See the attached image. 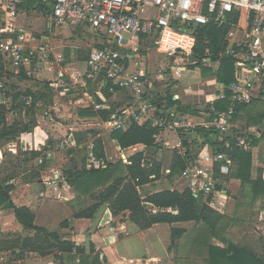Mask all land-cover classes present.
Masks as SVG:
<instances>
[{
	"label": "built area",
	"instance_id": "2783aa9c",
	"mask_svg": "<svg viewBox=\"0 0 264 264\" xmlns=\"http://www.w3.org/2000/svg\"><path fill=\"white\" fill-rule=\"evenodd\" d=\"M23 1L30 0H0V58L4 71L0 70V107L8 111L12 110L13 101L3 81L5 71L17 74L23 69L26 76L31 78L42 68L45 73H56L55 81L62 82L69 78L75 83L74 74L66 66H60L63 56L50 53L49 40L22 28L14 30L12 22ZM37 2L47 10L45 22L48 28L87 27L101 38L98 47L88 54L85 77L105 86L109 93L125 91L129 98L125 109L111 115L99 127L108 136L114 131L125 130L131 123L142 125L150 122L160 132L192 128L191 123L182 125L173 115L164 117L155 113L156 110L151 104V81L148 72L142 67L135 47L139 43L154 39L157 52L169 57L179 53L187 58L192 55L195 41L193 27L208 24L220 26L227 22L230 15H237L225 36V54L234 59L235 80L227 88L217 84L216 91L206 96L205 104L209 106V112L196 124L204 131L217 135V146L207 145L209 147L200 150L180 174V179L186 185L185 189L193 198L201 201L210 210L223 214L231 198L228 195V182L224 181L230 176L234 166L230 151L233 147L252 150L249 141L244 137H236L233 141L227 139L231 136V120L238 106L249 105L253 100L264 96V0ZM146 9H151V14L141 16ZM176 37L190 39V42H179ZM205 64H209L208 59ZM173 69L177 77L185 70L180 65ZM217 101H228V108L216 111L213 104ZM23 105L27 109H36L41 108L42 103L34 102L31 97H24ZM74 146L73 136L67 135L63 149ZM174 147H182V141H178ZM117 148L119 156H123L126 161V149ZM216 148L220 150L217 151ZM20 149L25 151L24 146ZM95 151L94 142H90L86 146V168L106 169L109 161L97 157ZM43 182L55 191L65 184L59 169ZM53 197L56 198L55 195Z\"/></svg>",
	"mask_w": 264,
	"mask_h": 264
},
{
	"label": "crops",
	"instance_id": "0c3cea01",
	"mask_svg": "<svg viewBox=\"0 0 264 264\" xmlns=\"http://www.w3.org/2000/svg\"><path fill=\"white\" fill-rule=\"evenodd\" d=\"M37 4L38 2H35L31 7L39 9L36 8ZM20 11L21 7H19L18 13ZM40 37L49 40L46 36ZM177 59L188 60L182 57H178ZM85 62L86 59L82 58L76 63H67L64 65L69 69L70 73L74 74V87L77 86L81 88V92L83 93V98L81 100H73V104L78 105L81 103V105H84L80 106V110L76 114H73L72 122H67L65 120L64 123L59 121L53 122L50 115H41L37 112L39 108H32L35 111L36 122V127L33 128L32 132L20 134L13 139L0 143V182L3 187L7 185L11 186L8 192L10 201L16 207L28 208L34 216L35 227L44 229L48 233H57L63 241L71 242L74 245V249L71 253L65 254L54 249L49 254L42 255L32 248L38 247L34 245V242L33 245L29 244L26 246L25 241L35 238L36 233L34 231L25 230L15 219L13 210L1 206L0 264H183L176 263V261L172 259L173 252L170 249V229L173 225L157 224L145 231H141L135 224L127 220L126 213L113 217L107 204L101 205L91 219L74 218L75 214L93 205V197L98 196L104 188L97 187L93 191V196H79L73 187L69 185L64 173L68 171L72 165H74L73 167L77 170L83 167L86 170H94L86 168V146L90 142H94L96 147L95 152L102 150L103 157L106 158L101 140L103 136L102 131L104 132V130L99 129V127L102 123L108 121L111 115L125 109L129 103V98L125 91L109 93L105 86L87 80L85 77L86 71H79L75 68V66L80 63H83L85 67ZM142 65L146 70L143 63ZM183 67L185 68V66ZM0 70L4 72L1 58ZM182 73H184L182 77L185 78L189 71L185 68ZM48 74L52 76L53 73H46V75ZM25 76V70L23 69H20L17 74H11L9 71H5L4 75L5 79L17 80L18 85H21L20 83L24 80ZM51 79H47L48 82L52 81ZM53 81L57 85L58 94L64 96L68 89L62 87L63 81L62 83L55 80ZM176 87L177 86H174V89H176ZM87 88L88 91H86ZM25 93L26 97H31L32 99V95H36L34 92L31 93L26 91ZM107 93L110 94L109 97H106ZM189 98L190 94H185V98L180 102L182 109H186V107L189 106L188 103L191 101ZM11 99L12 101L13 99L15 100L14 97H11ZM33 101L41 103V101L34 99ZM14 104L15 101H13V106ZM204 105V108H206L205 102ZM95 106H100V108L96 109ZM26 109L27 108H25L24 114L29 113ZM58 110L57 106L55 109H52L54 112H58ZM85 110H90L94 116H81L80 112ZM14 112L15 108H12L6 115H12ZM65 113H58V118L60 117V119H62L63 115H66ZM102 113H106L107 119L104 120L101 118ZM168 114L175 116V109H169ZM175 118L178 119L182 125H187L191 123L192 119H196L195 116H190L187 113L183 116L176 115ZM6 121L8 124H12L15 121L20 122L15 119L9 122L7 118ZM251 128L253 127L248 128L249 132H252ZM71 131L73 133H71ZM161 133L162 132L159 134ZM69 134L73 136L75 146L66 149V157L68 160H66L67 162L64 164L59 165L56 159L63 149V142ZM26 135L28 136L27 140L24 139ZM254 135L258 137L259 132L256 130ZM77 139H80L81 142L79 143ZM112 142L117 150L118 145L116 141L112 140ZM22 146L25 147L24 152L20 149ZM206 147L209 146H202L201 150ZM136 148L141 149L143 147L131 149ZM26 152L27 154H24ZM29 152H41V155L32 159ZM251 154V176L253 179L256 178L258 169H261L260 176L261 179L264 180V139L260 140V142L252 148ZM21 155L23 159L20 160L19 158ZM109 164L112 163L109 162ZM57 169L61 171L65 184L61 185L59 189L55 191L49 189L43 181L53 175ZM164 170L167 176L169 170L167 168ZM161 183L162 181H159L141 186L137 189L138 193L144 198L164 190H177L175 188H164ZM238 184V181L230 180L228 182V188L235 187ZM53 195H55L56 198H54ZM231 201L232 198H230V202ZM263 205L264 200H258L254 206L244 207L240 209L238 213L243 211V214H248L247 219L243 217L242 225H245L247 229V226H251L250 230L252 231L249 233H254L256 236L255 246L257 250L251 249L264 259ZM229 212L232 214L234 209ZM185 224L186 223L176 224L174 227L185 228L182 226ZM38 240L39 238L36 237V244H38ZM213 245L223 247L218 242ZM202 264H204V261Z\"/></svg>",
	"mask_w": 264,
	"mask_h": 264
},
{
	"label": "trees",
	"instance_id": "16d2710c",
	"mask_svg": "<svg viewBox=\"0 0 264 264\" xmlns=\"http://www.w3.org/2000/svg\"><path fill=\"white\" fill-rule=\"evenodd\" d=\"M36 8L46 12V8L37 4ZM237 15L233 14L227 18V22L217 26L208 24L205 26L193 27L194 46L192 49L193 63L189 69H201L203 74H212L213 70L210 67H205V61L208 59L209 64L217 63L216 72H214L215 82L227 88L235 80L234 59L225 54V36L231 27V24L236 21ZM190 42V39H188ZM188 42V44H189ZM48 88V82L45 83ZM105 89V88H104ZM229 94L228 92H226ZM110 94H106L109 97ZM34 100L47 101L48 97L43 94L32 95ZM151 104L156 110V114L164 117H169L166 113L169 109L174 108L178 116H183L188 110L181 108L179 100H174L172 96H168L165 100V106L159 101L153 99L151 94ZM13 101H15L13 99ZM262 102V109H258V103ZM229 106L228 101H217L213 104L216 111H222ZM17 108L16 104L12 107ZM29 115L28 123L13 122L8 124L6 121V113L8 110L0 107V143L9 139H13L20 134L31 133L36 127L34 109H26ZM166 111V112H165ZM205 111L209 112V106H206ZM166 114V115H164ZM81 116H94L90 110L80 112ZM241 115L246 125L256 126L259 136H255L254 132H237L232 129V124L236 118ZM176 117V114L175 116ZM102 119H107L106 113L101 114ZM251 124V125H250ZM231 136L227 139L233 141L236 137H244L249 141L251 148L255 147L260 140L264 139V96L253 100L249 105H240L237 107L233 119L231 120ZM160 130L153 127L151 123L146 122L142 125L131 123L125 130L114 131L110 134L111 140H115L120 149H131L135 147H144L141 151L134 152L128 159L121 163L109 164L104 170H86L84 167L77 170L72 167L64 173L68 183L77 192L79 196L92 195L97 187H102L104 190L96 197H93L94 204L74 215L77 219H91L94 217L97 209L107 204L109 211L113 217L126 213L127 220L135 224L139 230L145 231L157 224H167L172 226L170 229L171 246L173 250L177 247L179 240L187 233L185 228L174 227L176 224L192 223L194 236L192 242L198 247L201 257H204V264H264V259L257 255L250 247L234 244L224 235L226 228L235 225H242L243 218L239 217L238 211L244 207L239 204L237 198L234 212L228 216L226 211L221 214L210 210L201 201L192 197L186 189L164 190L153 193L144 198L138 193V188L144 185L152 184L160 181L163 178V165L160 161L154 159L155 153L158 151L159 145L155 142V137ZM178 135L187 136V133L192 132L189 128L186 130H178ZM195 133L201 137L202 146H217V135L204 131L202 128H194ZM80 143L81 140L77 139ZM197 143L196 140L188 142L182 140L184 153H174L171 158L169 173L166 178L173 181L180 176L181 171L191 162L193 157L190 154V144ZM100 144V142H99ZM154 148V151H147L146 148ZM217 151L220 149L216 148ZM24 154H27L24 153ZM23 154V155H24ZM31 158L41 155L37 152H29ZM97 157L104 158L102 150L96 152ZM230 157L233 160V170L228 178L238 181L244 186L250 200L249 207L254 206L258 200H264V180L261 179V169H258L256 178L251 176L252 154L251 150L245 151L236 147L230 151ZM44 161V160H43ZM147 162V163H146ZM43 163V162H42ZM11 186L3 187L0 182V207L4 206L7 209H12L15 219L25 229L34 231L35 238H39L36 244L35 238L27 239L26 246L29 244L38 246L32 247L35 251L42 255H47L51 251L58 250L62 254L71 253L74 245L71 242L63 241L57 233H48L44 229L34 226V216L26 207H16L10 201L8 192ZM93 196V195H92ZM244 198V197H243ZM242 198V199H243ZM264 207V205H263ZM211 240H216L223 247L213 245Z\"/></svg>",
	"mask_w": 264,
	"mask_h": 264
},
{
	"label": "rangeland",
	"instance_id": "374dc122",
	"mask_svg": "<svg viewBox=\"0 0 264 264\" xmlns=\"http://www.w3.org/2000/svg\"><path fill=\"white\" fill-rule=\"evenodd\" d=\"M35 2H37V0L23 1L20 6L21 11L16 15L15 20L12 22L13 28H15L14 30L22 28L37 36L48 37L50 53L61 54L63 56V62L60 64V66H64L67 63H76L82 58L87 59L90 51L98 47V44L102 41L101 38L96 36L93 30L87 27L77 28L74 26H68L67 28H48L45 22V12L41 9H34L31 7ZM150 14L151 9H146L141 13V16H149ZM176 40L179 42H189V40H185L182 37H176ZM156 47L157 44L156 40L154 39H149L144 43H139L135 47L139 60L144 64V67L148 72V77L152 86L150 93H152L153 99L155 102L159 101L165 106L166 104L164 102L168 96H172L174 100H179L181 102L182 99L185 98V94H190L189 99H191V101L188 103L189 106L186 113L190 116H195L196 118L192 119L191 124L193 127L189 128L192 132L187 133V136L178 135V130H186L182 128H175L170 132H162L161 134H158L156 143L158 145L162 144L163 147L158 148V151L154 155V159L160 161L163 165V169H166L169 167L172 155L174 153H184L183 147H174L178 141L186 139L191 143L196 140L197 143L190 144L189 148L190 154L193 157L196 156L201 150L200 143L202 142V139L197 135V133L193 131L194 128L197 127L196 124L201 122L207 114L204 108L206 96L216 91L214 72H216L217 66H211L210 64L204 65L205 67H210L213 70L212 74H203L201 69H189L191 64L186 59H176L173 66L171 64L170 57L167 54L157 52ZM179 64L181 66H185V68H187L189 71L185 78L182 77L184 73H182L180 77H177L174 74L173 68ZM40 65L42 67V61ZM75 68H77L79 71H86V65L84 67L83 63L78 64L75 66ZM55 77V73H53L52 76L49 74L46 75V73L41 68L36 76L31 78L25 76L26 79L24 78L22 82L20 81L21 85L17 84V80L14 81L4 78L3 81L7 86L9 94L11 97L15 98V104L17 106L14 114L6 115L8 121L12 122V120L15 119L22 123H28L29 115L24 114L25 107L23 105V98L26 97L25 92L28 91L31 93L34 92L37 95L43 93L48 97L47 101L41 102L42 106L37 111L39 114L50 115L53 122L59 121L64 123V120L67 122H72L73 114H76L80 110V106L84 105L83 103V105H81V103L78 105L73 104V100H81L83 98V93L81 92V88L77 86L74 87L72 81H70L69 78H66V81H63L62 87H66L68 91L65 92L64 96L59 95L57 92V85L53 81L55 80ZM49 78H52V81H49L50 83L47 80ZM46 82H48V88L45 87ZM174 86H177L176 89H174ZM86 91H88V88ZM257 103L259 106L258 109L261 110L262 102ZM56 106L57 109H59L58 112L52 111V109H55ZM58 113H65L66 115H63L62 119H60V117L58 118ZM175 114L179 115L177 112H175ZM243 119L244 118L239 115L232 124V129L242 133L248 132V126ZM252 127V132H256V126L252 124ZM102 134L103 136L101 137V140L105 150L104 152L106 154V159L112 164H116L118 162L123 163L125 159L123 156H119V152L116 150L110 137L103 131ZM24 139L27 140L28 136L26 135ZM164 143H167V145H164ZM143 149L145 148L143 147L141 149L136 148L126 150L124 151V154L128 156L134 151ZM66 153V149H62L59 153L56 159L59 165L67 162L66 160H68V158L66 157ZM19 159H23L22 155ZM59 165L58 167L60 169ZM160 181H162L161 184L164 188H175L178 191H182L186 188V185L180 179V176L173 181L167 179L165 170L163 171V178ZM244 188L245 187L240 183L235 187L233 186L228 188V195L234 202L229 201L226 213H224L225 215H231L229 211H232L234 206L238 204L236 200L237 198H239V204L242 202L244 207H248V205H250V200L248 198L249 196L245 190L246 188ZM242 212L239 213V217H245L247 219L248 214L245 215V213L243 214ZM182 226L185 227L187 233L179 240L177 247L172 250V259L176 261V263L202 264L204 257H201L198 250L199 248L194 246V243L192 242L194 236L192 223H187ZM247 227L249 230L245 225H235L234 228L233 226L228 227L226 228L224 235H227V238L234 244L247 246L257 250V247L255 246L256 236L254 233H249L252 231L250 230L251 226ZM211 243L217 244V241L211 240Z\"/></svg>",
	"mask_w": 264,
	"mask_h": 264
},
{
	"label": "water",
	"instance_id": "95a60500",
	"mask_svg": "<svg viewBox=\"0 0 264 264\" xmlns=\"http://www.w3.org/2000/svg\"><path fill=\"white\" fill-rule=\"evenodd\" d=\"M178 57L186 58L185 55H182V54H179V53H175V54H173V55L170 57V60H171L172 65L175 64V60H176ZM187 59L189 60L190 63L193 62V56H192V55L187 56ZM159 147L162 148L163 145L161 144V145H159ZM146 150H147V151H154V148L150 147V148H146Z\"/></svg>",
	"mask_w": 264,
	"mask_h": 264
}]
</instances>
